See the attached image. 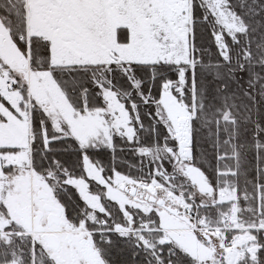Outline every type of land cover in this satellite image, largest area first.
Segmentation results:
<instances>
[{
	"label": "trees",
	"instance_id": "1",
	"mask_svg": "<svg viewBox=\"0 0 264 264\" xmlns=\"http://www.w3.org/2000/svg\"><path fill=\"white\" fill-rule=\"evenodd\" d=\"M12 1L0 0V17L21 54L26 56L29 51V69L33 73H50L70 106L81 114L104 108V100L93 83L101 76L107 81L104 87L118 93L135 130L131 145L113 136L110 147H82L75 139L59 137L44 112L32 104L29 114L33 170L44 174L58 167L72 178L83 179L89 192L99 195L100 202L112 215L113 224L111 221L106 223L105 230L111 231L115 224L126 226L116 204L105 198L104 187L86 178L83 157L88 158L108 180L117 173L149 185L156 178L155 168L172 171V159L164 152V146L173 152H178V146L175 141L169 140L166 128L157 119L155 105L161 100L164 85L178 83L179 74L183 71L182 95L176 91L172 94L188 108L194 105L190 121L192 159L188 161L202 171L217 192V198L227 185L233 184L234 203L238 206L236 211L233 201H221L207 207H196L190 201L188 207L196 211L198 217L212 218L210 222L216 224V228H221L224 216L228 215L229 227L243 231H230L227 237L249 233L246 235L255 248L252 254L246 253L237 264H264V0H224L244 27V31L237 33L234 39L215 23L213 15L200 0H192L194 65L192 68L187 63L167 62L130 65L132 76L139 83L140 94L146 99L144 102L131 81L114 63L107 70L103 65L52 66L49 41L36 36L29 39L27 49L19 36L24 28V9L19 0ZM219 33L227 58L222 56L215 39ZM116 38L117 43L126 45L128 30L118 28ZM21 91L26 101V90ZM0 101L11 109L1 97ZM20 107L26 111L23 104ZM224 118L227 119L223 121ZM0 121H3L1 115ZM232 144L237 150L234 157L229 152ZM143 148L157 155L160 161L146 160V157L135 154L137 149ZM18 152L20 149L17 148H0V154ZM230 168L234 173H228ZM56 197L64 207L66 218L73 224L79 222L82 214H92L95 219L104 220L103 215L85 208L73 187H63L56 192ZM130 215L134 230H143L142 224L148 230H155L138 233L147 242L151 236L155 245L148 249L141 241L136 245L135 238L131 236L121 237L112 232L107 234L105 242L95 234L96 248L105 264H199L174 243L160 241L164 235L158 231L155 213L144 215L138 210H131ZM95 227L93 222L88 223L91 231H95ZM249 238L243 237L246 241H250ZM27 248L30 250L28 245ZM11 263L8 249L0 242V264ZM25 264H31L29 254L25 256ZM38 264L52 263L40 258Z\"/></svg>",
	"mask_w": 264,
	"mask_h": 264
},
{
	"label": "rangeland",
	"instance_id": "2",
	"mask_svg": "<svg viewBox=\"0 0 264 264\" xmlns=\"http://www.w3.org/2000/svg\"><path fill=\"white\" fill-rule=\"evenodd\" d=\"M200 1L213 15L215 23L232 39L237 33L244 31L243 25L230 11L224 0ZM19 2L24 9V28L19 36L25 42L27 49L31 37L42 36L50 41L52 66L103 65L104 70H107L108 66L114 63L131 81L143 102L146 99L140 94L139 83L133 78L130 65L159 62L187 63L191 68L194 65L191 45L192 0H19ZM119 27L129 29V41L126 45L117 43L116 29ZM0 34L5 37L4 46L0 48V97L12 109L7 108L0 101V115L3 117V121H0V148L20 149L18 153L0 154V242L8 249L12 258L11 264H25V256L28 254L31 264H38L40 258H46L52 264H58L56 254L43 246L39 235L31 234L28 238H16L15 233H23L24 229L19 226L13 211L17 205L22 208L27 204V192L33 193L35 205L47 203L62 211V220L65 222V226L46 227V231L58 233L61 243L64 242L65 232L70 233L74 242L79 236H93L95 247L94 236L97 235L99 240L106 242L107 234L110 232L126 238L131 236L135 238L136 245L141 241L148 249L155 245L151 236L147 242L140 234L138 235L142 231L134 230L130 211L138 210L144 215H148L151 212L155 213L154 211L149 212L151 209H163L148 202L141 204L135 202L131 196L120 190L121 186L125 188L136 186L142 194L149 193L164 198L170 206L188 208V203L191 201L196 207H207L221 201H233L232 206L236 207L237 211L238 206L234 203L236 197L233 184L227 185L217 198V192L213 190L202 171L191 165L186 157L178 152H173L169 147L164 146V152L170 155L173 170L166 172L161 168H155L156 178L149 185L135 182L117 173L111 179H105L100 170L88 158L83 157L82 163L86 178L102 185V187L105 186V198L121 197L116 206L125 218L126 226L115 224L112 225L111 231L105 230L106 223L111 221L113 224L112 215L100 202V196L89 192L88 185L83 179L72 178L65 170L58 167L54 171L44 174H37L33 170L29 110L32 104L36 105L46 113L53 131L59 137L76 136L74 139L82 147H110L113 136L120 137L128 145H131L134 141L135 130L129 112L124 103L119 100L118 93L104 87V83L107 81L101 76L94 79L93 83L104 100V108L100 109L103 110V120L98 115L89 116L86 114L96 110L86 111L84 114L76 112L50 73H33L29 69V51L27 50L26 56L21 54L13 43L10 32L4 26L1 17ZM215 39L222 51V56L227 58L221 34L215 35ZM183 86L184 72L182 71L179 74L178 83L164 85L161 100L155 105L157 119L166 128L169 140L175 141L176 144L175 136L179 118L187 119L188 132L190 133V121L194 115V105L188 108L172 94V91H176L182 95ZM23 89L26 90V101L22 95L21 90ZM20 104L25 106L26 111L21 109ZM101 125L108 126L109 129H101ZM114 132H117L118 135ZM229 152L233 157L236 155L237 150L234 144ZM135 154L146 157V160L149 158L160 161L157 155H152L144 148L137 149ZM92 172L98 173V175L95 177ZM230 172L234 173L233 168L229 169L228 173ZM193 174H196L197 177L193 178ZM202 176L206 182L201 180ZM65 186L73 187L84 202L85 208L103 215L104 220L95 219L92 214H82L77 224L69 221L66 218L64 207L56 197V192ZM37 187L48 195V200L37 201L35 198ZM208 219L199 217L197 226L208 233L217 248L220 246L222 248H219L218 257L216 255L217 259L213 263L199 264H234L238 257L237 253H243L240 258L248 252L253 253L255 250L253 243L247 245V241L243 237L237 240L234 247H223L224 235L226 234V238H228L227 233L217 232L216 224L210 222L212 218L209 221ZM89 222L96 225L95 231L88 228ZM241 224L244 223L241 222ZM158 228L160 231L159 218ZM238 231L241 232V229ZM160 241L170 242L164 237ZM201 241L205 244L202 239ZM181 251L184 252L182 249ZM62 258L68 261L67 256L62 255ZM100 260L101 264H105L101 257Z\"/></svg>",
	"mask_w": 264,
	"mask_h": 264
},
{
	"label": "water",
	"instance_id": "3",
	"mask_svg": "<svg viewBox=\"0 0 264 264\" xmlns=\"http://www.w3.org/2000/svg\"><path fill=\"white\" fill-rule=\"evenodd\" d=\"M4 40H5V37L2 34H0V48H3ZM188 128H189V125H188L187 119H179L177 134L175 137L178 143L179 154L191 160L192 159L191 135L187 131ZM120 190L123 193H126L129 196H131L133 200L137 203L141 204V203L148 202L150 204H154L158 207H161L165 212L177 218L179 221L184 223L187 227L192 228V223L186 217V215L181 210H179L177 207L168 205L164 198H159L149 193L142 194L140 191L137 190L136 186H129L128 188L121 187ZM37 198L39 200L46 201L48 200V195L44 193L42 189H39ZM44 210L54 211L56 215H60V212H61L60 209L56 207H52L50 205H46ZM22 211H24L23 216L26 219L25 221H20V224L22 225L24 229V234L39 235V238L43 242V246L46 249L57 252L58 246H59L58 237L55 234L46 233L42 227L38 226V221L40 220V212H36L35 213L36 216L32 217V211L30 210V208H26ZM200 236L207 244L211 243V238L209 237L207 233H201ZM96 256L97 254L95 253V257ZM99 263L101 264L100 259H99Z\"/></svg>",
	"mask_w": 264,
	"mask_h": 264
},
{
	"label": "flooded vegetation",
	"instance_id": "4",
	"mask_svg": "<svg viewBox=\"0 0 264 264\" xmlns=\"http://www.w3.org/2000/svg\"><path fill=\"white\" fill-rule=\"evenodd\" d=\"M36 189L37 191L35 193V198L37 199V201L43 202V200H39L37 198L38 191L40 188L37 187ZM26 198L28 201L27 204L24 205L22 208H20V206L17 205L13 211V214L15 215L19 223V226L23 228L22 225L20 224V221H25L26 219L23 216L24 211L22 210L26 208H30V210L32 211V217L36 216L35 215L36 212H40V220L38 221V226L42 227L46 233H52L58 237L59 240L58 251L57 252L51 251L52 253L56 254V262L58 264H66L67 262L69 264H100L99 263L100 256L98 254L97 248L94 245L93 236H89V237L79 236L78 239L74 242L70 237V233L65 232L64 242L61 243V240L57 235L58 233L54 231H46V227L47 228H51L53 226L64 227L65 222L62 220V211L60 210L61 211L60 215H56L54 211L44 210L45 206L49 205L47 203H42L41 205H35L33 200V193L31 192H27ZM91 234H95V233L91 232ZM15 235L25 236V237L29 236L24 234V232L15 233ZM95 253L97 254L96 257H95ZM62 255L67 256L68 261L62 258Z\"/></svg>",
	"mask_w": 264,
	"mask_h": 264
},
{
	"label": "crops",
	"instance_id": "5",
	"mask_svg": "<svg viewBox=\"0 0 264 264\" xmlns=\"http://www.w3.org/2000/svg\"><path fill=\"white\" fill-rule=\"evenodd\" d=\"M55 26L57 28V25H55ZM119 28H126L129 31V29L127 27H119ZM101 33H103V31H101ZM40 37H42V36H40ZM42 38H44V37H42ZM47 41H49V40H47ZM105 107L107 108V105ZM102 113H103V110H96L95 112L86 113V114H88L89 116L98 115V117H100L103 120ZM44 114L46 115L45 112H44ZM83 117H84V115H83ZM102 128L105 129V130L109 129L108 126L104 127L103 125H101V129ZM93 129H94V127H93ZM94 131H95V129H94ZM115 134L118 135L117 132ZM75 137L76 136H67V137H63V138H73L74 139ZM92 174H94L95 177L98 175V173H94V172H92ZM195 177H197V175L193 174V178H195ZM200 178H202L201 180L206 182L203 176L200 177ZM208 186H210V185H208ZM103 187L105 188V186H103ZM106 191H107V188H106ZM118 198L119 197L115 198L116 200L114 198H112V199L108 198V199L110 201L114 202L115 204H119L117 201L121 200L120 199L121 197L119 199ZM213 202H214V198H213ZM151 211H154L157 214L158 218H159L160 231L163 233L165 240H170V242L176 244L188 256H190L191 258L195 259L198 263H206V262L213 263L215 261V259H217L216 255L218 257L219 248L221 249L222 246L217 248V247H212L211 245L206 244V243L204 244L201 241V239L199 238V233H196L193 230H190L184 223L179 221L177 218L169 215L164 210L151 209L149 212H151ZM235 229H238V228H235ZM241 230H243V229H241ZM244 230H246V229H244ZM246 234H249V233H245L242 236L240 234L238 236H236L235 237L236 238V242H237V240L239 238L241 239L242 237H244V235L249 238V236L246 235ZM251 242H252L251 239H250V241H247V245H250V244L253 243V242L252 243ZM245 244H246V242H245ZM252 245L254 247V243ZM247 252H248V250H247ZM237 254H238V257H236L234 264H237V262L241 259L240 258L241 254H243V253L239 252Z\"/></svg>",
	"mask_w": 264,
	"mask_h": 264
},
{
	"label": "built area",
	"instance_id": "6",
	"mask_svg": "<svg viewBox=\"0 0 264 264\" xmlns=\"http://www.w3.org/2000/svg\"><path fill=\"white\" fill-rule=\"evenodd\" d=\"M191 217H193V219H195V217H194V215L192 216L191 215ZM223 223L224 224H228V218H225L224 220H223ZM221 230H223V231H227L228 230V228H222ZM226 247H233V246H235V239H233V238H231V239H229V240H227L226 241Z\"/></svg>",
	"mask_w": 264,
	"mask_h": 264
},
{
	"label": "bare ground",
	"instance_id": "7",
	"mask_svg": "<svg viewBox=\"0 0 264 264\" xmlns=\"http://www.w3.org/2000/svg\"><path fill=\"white\" fill-rule=\"evenodd\" d=\"M180 119H186V118H180Z\"/></svg>",
	"mask_w": 264,
	"mask_h": 264
}]
</instances>
